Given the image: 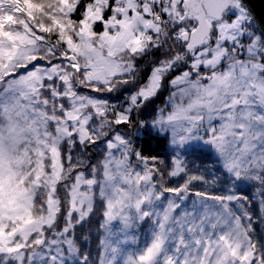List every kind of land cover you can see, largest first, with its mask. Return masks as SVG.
I'll return each mask as SVG.
<instances>
[{
	"label": "snow or ice",
	"instance_id": "obj_1",
	"mask_svg": "<svg viewBox=\"0 0 264 264\" xmlns=\"http://www.w3.org/2000/svg\"><path fill=\"white\" fill-rule=\"evenodd\" d=\"M0 264H264L252 0H0Z\"/></svg>",
	"mask_w": 264,
	"mask_h": 264
},
{
	"label": "water",
	"instance_id": "obj_2",
	"mask_svg": "<svg viewBox=\"0 0 264 264\" xmlns=\"http://www.w3.org/2000/svg\"><path fill=\"white\" fill-rule=\"evenodd\" d=\"M253 7L257 13H264V0H252Z\"/></svg>",
	"mask_w": 264,
	"mask_h": 264
},
{
	"label": "trees",
	"instance_id": "obj_3",
	"mask_svg": "<svg viewBox=\"0 0 264 264\" xmlns=\"http://www.w3.org/2000/svg\"><path fill=\"white\" fill-rule=\"evenodd\" d=\"M247 193L249 195H253L254 194V190L253 189H246Z\"/></svg>",
	"mask_w": 264,
	"mask_h": 264
}]
</instances>
